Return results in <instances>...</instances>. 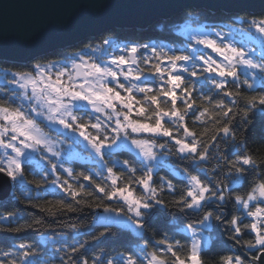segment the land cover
<instances>
[{"label": "snow or ice", "instance_id": "6c2138e0", "mask_svg": "<svg viewBox=\"0 0 264 264\" xmlns=\"http://www.w3.org/2000/svg\"><path fill=\"white\" fill-rule=\"evenodd\" d=\"M107 6L67 0V12L49 29L80 30L90 23L84 13ZM131 6L150 15L197 8L231 22L194 29L199 18L189 14L179 49L105 37L66 60L2 70L14 87L0 92V186L11 184L29 204L33 183L45 191L58 187L73 202L32 205L48 217L92 211L87 226L67 225L71 237L49 233L44 216L21 224L19 210L0 213V232L16 236L3 238L0 264H264V160L249 148L254 130L264 137V0H131ZM6 31L0 28V47ZM149 80L159 83L151 87ZM65 141L83 144L94 170L66 166L74 153ZM122 152L132 159H113ZM171 157L188 166L170 165ZM29 168L33 180L26 179ZM161 169L168 174L159 175ZM81 178L88 184L70 182ZM168 215L172 234L155 238V221ZM34 229L38 239L20 237ZM125 230L138 238L134 245L121 240ZM213 239L221 246L217 259L208 256Z\"/></svg>", "mask_w": 264, "mask_h": 264}, {"label": "trees", "instance_id": "16d2710c", "mask_svg": "<svg viewBox=\"0 0 264 264\" xmlns=\"http://www.w3.org/2000/svg\"><path fill=\"white\" fill-rule=\"evenodd\" d=\"M189 14H191L193 17H198V20L201 21H206V22H220V23H230V20L224 19L223 18V14L221 13H217L216 16H210L209 14H207L206 12H203L201 9L197 10L195 8H190L188 10H185L183 12H180L174 16H172V18L168 19L167 21H159L157 23H155L152 27H150L149 29L145 30V31H135L134 32H130V31H122V30H114L111 32H108L106 35L97 38V37H93L90 40H87L85 42H83L82 44L76 45L73 48H68L66 50H59L56 51L52 54H48L44 57L39 58L36 62H43L46 60H52V59H57V58H63L66 55H73V53L78 52L80 49L84 48L85 45L91 43L94 44L95 42H100L103 38L109 36L112 37L113 39L117 38L118 41H122V42H126V41H133V42H141V43H146L148 41H152V40H156L157 43H164V48L165 50H167L168 48H178V41H179V36L176 34V31L174 28H176L177 25H175L176 23H185L188 20ZM175 25V27H174ZM160 28V29H159ZM180 42V41H179ZM183 46L185 45V40H184V44H182ZM106 55H101L100 58H104ZM35 62V63H36ZM32 66V64H25V65H20V64H11L8 62H4V61H0V69L2 70H16V71H22V70H28L30 67ZM1 71V70H0ZM151 84H149V86L151 87H156L159 83V81L156 82H150ZM197 87H199V85H197ZM4 90L8 89L7 86L3 87ZM21 101H17V103H20ZM179 104V102H178ZM93 115V114H92ZM42 127L44 128V130L46 132H48L50 135H54V131L51 130L50 128L45 126V123L40 121ZM188 124L189 127H193L192 124V120L191 118L188 119ZM202 129L197 126V131H201ZM159 142H163L162 140H160ZM221 147H223V145H221ZM249 148L252 150V152L255 154V158L258 160H264V137H262L259 133L258 130H254L253 134L250 137V141H249ZM113 159H119L120 161H123L125 159H132V154L128 153V152H122V153H117L116 155L113 156ZM42 163H46V162H42ZM212 163L214 162H210L209 165H207L208 167L212 166ZM170 165H176L179 168H184L188 166V162L187 161H181L176 157H171L170 158ZM66 166H71L74 170V172H87L89 169H93L94 170V166L91 163H87V162H75L72 160L70 165H66ZM117 171H121L122 169H120L119 167L116 169ZM168 174L167 169H161L159 172V175L164 176ZM61 177H65L66 174L63 173L62 171L60 172ZM169 178L173 179L174 183H177L178 187H182V185H180L177 181V178L173 177L172 175L169 174ZM26 179L27 180H33L34 176L33 173L31 171V169L29 168L28 170H26ZM35 179H39L38 176L35 177ZM54 179L53 176H51V174H49V180ZM94 179H97V181L100 180L99 177H94ZM219 179L224 180L225 183H227V178L225 174H221L219 176ZM71 183H84L85 185L88 184L87 181H83V179L81 178L79 181H71ZM30 187L33 189V191L30 193L31 197H33L31 204H29L28 202V198L21 195L20 191H18V201L7 207L5 209V211H17L19 210L23 216V219L18 221V223H25V222H31L32 216H44L45 218V225L44 228L48 230L49 233H51L53 230H55L56 232H64L66 233L69 237H71V235H73V233L71 232V230L67 227V225L70 224H78V225H83V226H87L89 224V222L91 221V211L90 209L85 208L84 211L82 213H65L61 216L58 217H48L45 216L44 213L40 212L39 207H33L32 205H39L41 207H46L49 204H54L56 201L60 200V199H65L66 202H73L71 200L70 197L67 196L66 193L62 192L61 190H57L55 189V187H53L52 185H46L45 186V190H41V189H36L35 188V184L33 183L32 185H30ZM54 188V191L52 190ZM246 190V189H245ZM79 198V197H78ZM91 199V198H89ZM108 203H112L115 206V202L109 201ZM99 210V209H98ZM97 210V211H98ZM4 211V212H5ZM169 211L171 212L172 210L169 209ZM3 212V213H4ZM0 213H2V211H0ZM172 216L168 215L166 218L165 217H161L158 218L155 223H154V228L156 230V232L158 233V235L155 238H159L160 235H163V233L165 231H168V234L171 235L172 234V229H174V224L172 223ZM185 222H187V219H185ZM44 229H41L40 231H43ZM85 230V228H82L81 231L83 233V231ZM101 229H97V231H99ZM115 231V229H113ZM5 236H8L12 239H16L15 234L12 233H7V232H0V247H4L5 244L3 243V238ZM149 236H152V231H149ZM20 237L22 239L28 240L29 242H31L33 239H38L39 238V232L37 230H30L27 233H22L20 234ZM177 239L181 238V235L178 234L176 236ZM81 240L84 239H89L88 236L86 235H82ZM137 237L134 236L132 234L131 231H123L121 233V240L123 241L124 244H135L137 242ZM71 241V240H69ZM17 242H20L19 240H17ZM140 243H143V241H140ZM213 245L214 248L211 252H209L208 256L211 259H217V252H219L220 250V245L217 243V241L215 239H213ZM118 250L120 251H125L124 247H118ZM95 251H98V249L89 252V255H94ZM222 254V253H221ZM46 259V258H45Z\"/></svg>", "mask_w": 264, "mask_h": 264}, {"label": "water", "instance_id": "95a60500", "mask_svg": "<svg viewBox=\"0 0 264 264\" xmlns=\"http://www.w3.org/2000/svg\"><path fill=\"white\" fill-rule=\"evenodd\" d=\"M105 2L107 7L91 9L83 14V18L90 21L87 27L65 33L60 28L53 31L49 25L67 12V0H0V28L7 29L6 45L0 47V55L8 57L0 58V61L30 64L48 54L74 47L83 39L103 35L122 26H145L167 21L181 12L150 15L131 6V0ZM186 2L195 3L196 0ZM17 191L11 184L0 186V205L16 203ZM98 211L102 212V209Z\"/></svg>", "mask_w": 264, "mask_h": 264}, {"label": "rangeland", "instance_id": "374dc122", "mask_svg": "<svg viewBox=\"0 0 264 264\" xmlns=\"http://www.w3.org/2000/svg\"><path fill=\"white\" fill-rule=\"evenodd\" d=\"M208 23H220V22H206V21H201V20H192V22H191V25H192V28H198V27H200V26H202V25H206V24H208ZM152 25H154V24H152ZM175 25H177L176 26V28H174L175 29V31H176V34L179 36V41H178V48H174V49H179V48H182V47H184L182 44H184V40H185V43L187 42V36H186V34L182 31V26L184 25V23H176ZM175 25H174V27H175ZM149 29V28H148ZM113 40H115L118 44L119 43H122V41H118L117 40V38H115V39H113ZM152 41H154L153 43L154 44H157V45H164V43H157V41L156 40H152ZM97 43H100V42H95L94 44H97ZM148 43H150V41H148ZM171 48H173V47H171ZM209 51V54H211L210 53V50H208ZM258 51H259V49H258ZM111 54H118V53H111ZM99 57L101 56V55H104L103 53H98L97 54ZM214 55V54H213ZM72 56V55H71ZM70 56V57H71ZM101 59H103L105 62H107V61H109L110 60V55H106L104 58L102 57ZM139 62V61H138ZM70 63V62H69ZM140 63V67L141 68H146L147 66L146 65H144L142 62H139ZM10 70V69H9ZM10 71H16V70H10ZM147 74V73H146ZM243 78V77H242ZM4 76H3V74H2V71H0V91H5L4 89H3V87L4 86H7L8 88H10V87H14V86H11V85H7L5 82H4ZM122 79V78H121ZM193 79H195V78H193ZM142 80H143V77H142ZM122 82H124V83H127L126 81H123L122 80ZM150 82H152V81H148L147 83L148 84H151ZM121 94L123 95L124 93L121 91ZM137 95V97L139 98L142 94H140V93H137L136 94ZM179 102V101H178ZM25 104H26V102H25ZM27 106V105H26ZM90 111V110H89ZM95 115H98V114H93V116H95ZM102 119H103V117H101ZM38 119V121L40 122L41 120H40V118H37ZM43 122V121H42ZM44 123H46V122H44ZM42 126V125H41ZM50 135V134H49ZM52 137H53V135H51ZM71 145V142L70 141H65V143H64V145H63V147L65 148V149H69V146ZM71 151H73V153H74V159L73 160H75V159H77V160H81V161H83V162H87V163H90L89 161H88V159H87V151L84 149V147H83V144H80V145H71ZM53 187H55V186H53ZM55 189H57V190H60L58 187H55ZM53 191H54V188L52 189ZM100 210V209H99ZM213 242V241H212ZM48 246H52V242L51 241H49L48 242Z\"/></svg>", "mask_w": 264, "mask_h": 264}, {"label": "bare ground", "instance_id": "6f19581e", "mask_svg": "<svg viewBox=\"0 0 264 264\" xmlns=\"http://www.w3.org/2000/svg\"><path fill=\"white\" fill-rule=\"evenodd\" d=\"M188 9H190V8H187V9H183V10H181V12H183V11H185V10H188ZM196 9V8H195ZM197 10H200V9H197ZM153 25L151 24V25H145V26H140V25H134V26H122V27H120L121 29H114V30H122V31H130V32H134V30L135 31H145V30H147L148 28H150V27H152ZM114 30H112V31H114ZM109 32H111V31H109ZM108 33V32H107ZM107 33H105V34H103V35H106ZM99 34V33H98ZM103 35H96L95 37H97V38H100V37H102ZM91 38H86V39H83V40H81V41H79V43L78 44H76V45H79V44H82L83 42H85V41H87V40H90ZM139 43H141V42H139ZM75 45V46H76ZM74 46V47H75ZM70 48H73V47H70ZM67 49V48H66ZM70 56L69 55H66L65 57H63V58H57V59H52V60H46V61H43V62H36V63H47L48 61H57V60H66L67 58H69ZM70 62V61H69ZM30 64H32V65H34L35 64V62H33V63H30ZM31 68V67H30ZM29 68V69H30ZM28 69V70H29ZM73 161H75V162H83V161H81V160H77V159H75V160H73ZM17 200H18V191H17ZM8 203V202H7ZM7 203H4V204H2V205H0L1 207H0V211H2V213L5 211V209L7 208V207H9V206H11V205H13V204H15V203H9V204H7ZM6 212V211H5ZM4 212V213H5ZM133 234V233H132ZM83 235V234H82ZM81 235V236H82ZM134 235V234H133ZM81 236L79 237V238H81ZM135 236V235H134ZM69 242H71V241H69ZM56 246H59V245H56Z\"/></svg>", "mask_w": 264, "mask_h": 264}]
</instances>
